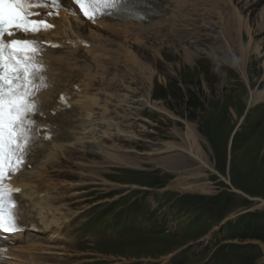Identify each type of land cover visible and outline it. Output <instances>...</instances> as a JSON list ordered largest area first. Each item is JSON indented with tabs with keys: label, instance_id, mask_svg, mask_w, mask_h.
<instances>
[{
	"label": "rangeland",
	"instance_id": "obj_1",
	"mask_svg": "<svg viewBox=\"0 0 264 264\" xmlns=\"http://www.w3.org/2000/svg\"><path fill=\"white\" fill-rule=\"evenodd\" d=\"M191 1L189 0L184 10L193 11L196 8V13H184L183 10L184 18L181 17L180 28H185L184 30L178 29V21L171 20L174 14H167L170 16H164L167 21L163 24V29L159 32L153 29L154 33H151L159 34L152 38L151 35L147 38L148 34L140 37L142 41L148 40L153 48L133 45L143 50L152 48V51L147 52L138 49L137 54L144 55L142 59L150 62L154 71V86L151 90L153 102L175 116L173 120L158 112L145 110L139 120L128 118L121 124L132 125L130 131L135 132L136 140L122 139L115 142L125 151H131L128 155L137 159L139 165L124 169L103 166L94 147L90 145H87L90 151L77 147L71 155L75 156L72 164L82 162L75 158L86 153L93 155L88 156L84 163L87 166L95 163L100 165L98 180L93 179L97 184H91L98 186L100 190L87 189V212L83 219L90 218L91 222L80 230H77L80 223L77 222L71 227V231L65 232L70 246L72 245L66 247L65 251L69 254H79L77 251H101L119 258L116 260L113 256H105L106 259L101 262L89 263L85 261L91 256L80 255L71 264H264V93L257 103L249 107L251 92H264V0H225V3L219 0H201L202 4ZM214 1H219V5H215ZM229 8L235 10L236 22L237 17L240 18L242 55L237 51L235 36H232V43L235 56L242 58L241 66L237 65V59L234 66L233 54L232 57L226 54L224 44L218 38V14H224L226 10L229 12ZM188 20L191 23L186 22ZM167 22L170 29L166 32L176 31L169 36L174 39L172 41L160 36L161 33L165 35L163 31ZM72 28L77 32L76 26L72 25ZM80 28L79 33L84 37H96L83 34V29ZM182 31L185 33L182 34ZM100 40L107 41L105 37ZM183 47H188L193 53L213 47L215 55L209 58L200 55L192 59V64L184 65L181 54H173L174 51H182ZM250 47L254 48L249 53L247 48ZM156 52L159 54L157 61L153 57ZM133 70L128 75H132L129 77L133 80L132 87L144 90L146 80L139 78L140 73ZM242 70L247 83L241 76ZM93 84L95 91L100 94L108 86V82L101 86L100 83ZM112 90L111 88L110 91ZM114 104L116 102L110 107L111 111L115 108ZM115 110L121 111L117 107ZM185 123L194 129L197 144L209 168L201 169L197 162L186 159L183 152L154 151L167 142L183 146ZM143 125L146 126L144 129L141 128ZM174 156L189 161L191 171L198 169L197 173L194 172L195 176H186L180 170L165 169L157 163ZM68 157L69 154L67 157L63 156V162L57 166L59 169L49 166L51 170L49 169L48 175L52 174V177L59 179V183L53 180L55 184L66 180L60 175L56 176L60 174L58 171L69 172V167L74 169L67 160ZM72 171L76 173L74 176L79 173ZM68 179H73L74 182L78 180L76 177ZM74 182L67 185H73ZM190 185L197 189L182 190ZM83 187L80 188L82 192ZM103 187L107 191L116 188L108 196L111 199L103 198ZM204 188L206 189L203 190ZM73 194L67 193V197L61 202L66 205V200L74 199ZM72 212L76 214L69 210V215ZM94 230H103L94 232L91 236L102 235L107 238L105 247H97V240L87 239L83 235ZM63 241L66 239L63 238L60 244H66ZM45 244V247L55 251L52 248L55 242L47 241ZM117 256L124 257V261Z\"/></svg>",
	"mask_w": 264,
	"mask_h": 264
},
{
	"label": "bare ground",
	"instance_id": "obj_2",
	"mask_svg": "<svg viewBox=\"0 0 264 264\" xmlns=\"http://www.w3.org/2000/svg\"><path fill=\"white\" fill-rule=\"evenodd\" d=\"M219 1L224 2L225 0ZM188 2L189 0H155L154 6L159 13L157 14V16L152 17V20L147 24L139 25L130 23L129 25H126L122 22L117 21L105 24L104 27L105 29L114 30L112 31L114 33L116 32L117 34H122L124 38L129 37L131 34H133V32H137V35L141 31H153V29L154 31L156 30L159 32L163 29V24L167 21L164 18V15L166 16L167 14H174V17L171 18V20L174 22L178 21L179 23H181L183 10L185 9V7H187ZM192 2L196 1H191V3ZM217 2L214 1L213 3L216 5L218 4ZM215 7L217 8L218 6ZM194 10H196V8ZM229 10V12L226 10L228 13H225V11L224 14L222 11V13H219V11L217 10L219 13L218 16L220 18V22L217 24L219 27L218 38H220V40L223 42L226 54H229L231 57L233 54L232 63H234V66H236V59L239 61L237 65L241 66V62H243L241 60L242 58H237V56H235L233 50L235 47L232 43V36H235L238 47H236L238 49L237 51L242 55L241 36L243 33L240 30V18L237 17L236 22L235 10L232 8H229ZM203 11L205 12V9ZM205 14L207 15V13ZM182 18H184V16ZM67 19H65V16H60L55 21V29L50 32V35L49 33L47 35L52 38L54 37L57 42L61 45V48L59 50L54 51L48 55V60L49 66L51 68L50 74L52 78L57 83L63 85L61 89H67V87H70V91L68 92L69 101L66 105L68 110L63 112L62 115L60 114V116L51 118V120L53 119L58 126V129L55 133L54 142L51 144H45L36 159L38 160L36 165L32 167V169L27 173L22 174L20 178V182L23 188L22 202L20 208L23 207L24 210L21 214V217L28 221L29 225L32 224L33 227L38 228L40 233L46 232L51 227H54V231H51L49 233L48 240H51L54 237L59 238L58 235L52 234V232L56 233L60 231L65 227L64 225L69 222L71 216V218L76 216V214H74L73 212L71 213V215H69V209H67L65 207L66 205L61 202L65 196L67 197L66 194L72 192L74 193L73 197L78 198V196H80V194L82 193V191L80 190L81 187H83L84 185L97 184V182H94L93 179H97V173L101 171L100 165L96 164L95 162L93 166H87L84 163L86 162L87 157L92 155L90 153H86L80 156L81 158H75L82 160V162L80 161L79 164H72L74 161L73 157L75 156L72 157L71 155L73 154L75 148L80 147L82 149L85 147V145L93 146L96 151L95 154H97L102 160V165L108 168H133L139 165L138 160L130 158L128 154H131V151H125L123 147H121L115 141L120 142L122 139H126V141L136 140L137 135L135 134V132L130 131L132 125L122 126L121 124H123V122L128 118L139 120L140 116L145 110H148L149 112H158L161 115H165L167 118L170 119L175 118L173 114L163 109L161 106L157 105L158 103L153 102V92L151 90L154 86V71H152V68L150 66L151 63L148 62L147 59V62H145V59H142L144 58V55H142L141 53L137 54L136 50L131 49V46L125 44L124 42L116 41L115 43H109L107 41H101L100 38L96 37H84L82 34L79 33V31L81 30V25L70 17H67ZM187 19L188 18H186V20ZM189 20L186 22H189ZM73 22H75V24H73ZM72 25L76 26L77 32L73 30L74 28H72ZM185 26L187 27V24ZM172 28L175 27L172 26ZM184 29L185 28H183L182 30ZM229 30H231V33L233 35H231ZM174 32L176 31L173 30L169 33H166L168 36H172L171 34H173ZM182 32V34L185 33L184 31ZM176 35L178 36L177 33ZM91 36L94 35L91 34ZM163 36L165 35L163 34ZM194 36H196V34ZM73 37L82 39L87 38L92 41V43L90 47H84L81 45V42L79 40H74ZM132 44L135 45L136 42ZM248 45L251 46V44ZM152 48H149L148 50L152 51ZM187 48L183 47L182 51L173 52V54L175 55L181 54V56L183 57L184 65L191 63L194 57L200 55H204L208 58L213 57V55H215V50L213 47L199 49L196 50L194 53L188 50ZM253 48L254 47H250V49L247 48L249 50V53ZM247 49L244 50L247 51ZM157 54H154L156 57L153 56L155 61H157L159 58V54L158 56ZM114 59L116 62H114ZM115 63L120 64V66L122 67L124 71L123 76L119 77L117 73H114L110 76V69L114 67L113 65ZM244 64L246 63L244 62ZM132 68L136 69L140 73L138 74L139 78L146 80L144 90L132 87L133 82L131 81L133 80H131V77L129 78L128 76L132 73ZM241 72V76L243 75L244 80L247 83V79L243 74V70ZM107 79L109 87H111L114 82H119L121 89L110 93L109 91H107L105 92V94H103L104 98H101L100 93L93 91V83H104V81ZM101 83L99 86H101ZM263 93L264 92H251L249 107L250 105L253 106L255 103H257ZM113 102H116V105L114 104L115 108L113 109V111H111L110 107L113 106ZM52 107L56 110H59L61 108V106H58V104L55 103H53ZM116 107L121 111L117 112L115 110ZM145 127L146 126L143 125L141 128L144 129ZM132 133L133 135H130ZM177 135L179 136V134ZM182 138L183 146L167 142L161 144V150L158 149L154 151L156 153L170 151L183 152L186 156V159L197 162L201 169L209 168L207 167V163L203 159L201 151L197 144L196 133L194 129L187 123H185V133ZM107 142L111 143L108 144ZM60 154H63V156L65 155V157H67L69 154L67 160L70 162V165L74 167V170L79 171V173L78 175L74 176L76 173L70 170L69 167V172L58 171L60 172V174H57L56 176L60 175L64 179L76 177L78 180H76L73 185L69 186L65 184V182L57 184L59 183L57 182V180L59 181V179L54 178V176L52 177V174L48 175L49 169L51 170V168L49 167L50 165L55 166L56 169H59V167L57 168V166H59V164L62 163L64 160L63 156L61 157ZM93 161L90 163L91 165ZM157 163L161 164L165 169L168 170H180L181 174L185 173V175L189 177L195 176V173H197L198 170L197 169L191 171L190 162L185 159H179L177 156L169 157L168 159H163V161L161 162L157 161ZM94 165H99L100 168ZM188 170H190L191 172H187ZM53 180H55V182L57 183L55 184ZM104 183L105 181L103 182V184ZM57 187L60 188L58 189ZM196 189L197 187L192 185L182 188V190L185 191H192ZM205 189L206 188H204L203 190ZM54 200L56 201L54 202ZM262 204L264 205V201L262 202ZM16 236L17 239L22 242L27 241V250L15 251L13 254H11V256L15 260L4 263L39 264V262H36L33 258L36 255L35 251L38 250L36 248V242L34 239L39 238V236L37 237L34 234H27L25 238L22 235ZM45 252L46 251H42L41 254H45ZM47 253H49L47 254L48 257H42L46 260L43 262H48V260L51 259L54 254H56L51 252ZM64 254L65 253H59L56 255ZM121 259L124 261L123 258Z\"/></svg>",
	"mask_w": 264,
	"mask_h": 264
},
{
	"label": "snow or ice",
	"instance_id": "obj_3",
	"mask_svg": "<svg viewBox=\"0 0 264 264\" xmlns=\"http://www.w3.org/2000/svg\"><path fill=\"white\" fill-rule=\"evenodd\" d=\"M49 5L60 7L58 0H36L35 4L29 0H0V231L7 233L20 230L18 219L23 210L12 195L20 189L6 184L5 180L23 169L34 143L40 138V127L32 117L43 115L42 102L37 101V95L50 87L43 75V61L37 60L43 49L35 40L16 36L53 27L44 20L31 18L39 15L31 12V8ZM74 5L91 21L117 13L142 18L134 12L130 0H74ZM59 99L67 102L66 97ZM43 137L50 140L51 130L45 129Z\"/></svg>",
	"mask_w": 264,
	"mask_h": 264
}]
</instances>
